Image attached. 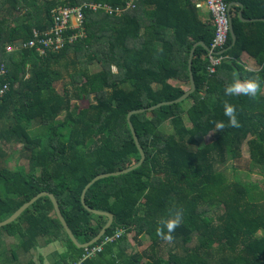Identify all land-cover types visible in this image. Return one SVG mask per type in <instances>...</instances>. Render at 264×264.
<instances>
[{"label": "trees", "instance_id": "obj_1", "mask_svg": "<svg viewBox=\"0 0 264 264\" xmlns=\"http://www.w3.org/2000/svg\"><path fill=\"white\" fill-rule=\"evenodd\" d=\"M130 1L0 0V67L7 69L0 75V222L40 192H49L81 243L95 239L109 221L88 208L115 215L106 236L89 249L123 235L86 264H264V189L232 180L221 169L237 163L247 143L250 160L264 174V0H226L233 3L236 36L231 46L229 35L227 58L209 74V49L196 47L194 93L183 102L131 116L146 156L143 164L96 181L86 193L88 208L83 205V190L95 177L141 160L128 114L188 92L191 51L197 43L210 48L215 35L212 15L204 21L197 0H141L127 9ZM86 2L125 11H88L85 36L59 52L41 56L36 47L7 52L9 45L34 39L35 30L49 29L58 6ZM243 52L254 61L251 69L241 61ZM62 67L71 70V82L60 91L56 83L63 79ZM249 78L261 81L256 98L225 95L234 79ZM5 85L9 89L1 94ZM225 102L236 105L240 127L217 129L218 122L227 125ZM14 144L29 154L27 167H9ZM174 208L183 209L184 219L166 242L156 228ZM0 230L18 239L5 264L18 261V250H36L41 241L66 246L55 264L77 262L87 253L68 237L46 196ZM133 233L137 241L150 239L149 252H134ZM196 238L198 244L186 248Z\"/></svg>", "mask_w": 264, "mask_h": 264}, {"label": "built area", "instance_id": "obj_2", "mask_svg": "<svg viewBox=\"0 0 264 264\" xmlns=\"http://www.w3.org/2000/svg\"><path fill=\"white\" fill-rule=\"evenodd\" d=\"M141 0H131L127 9H134ZM196 7L206 9L211 13L215 25V35L209 48L208 72L214 74L219 65L227 58L220 50L225 49L230 35V14L231 10L226 0H197ZM88 11H104L109 15H121L125 11L121 7L114 8L109 4L86 2L80 6H58L53 10V25L44 31L35 30V38L30 41H18L7 47V52L12 53L19 50L36 47L41 56L49 52H59L67 44H72L78 38L85 36L84 23L86 22V13ZM232 15V14H231ZM7 69L5 65L0 67V75L5 76ZM9 89L5 85L1 94ZM123 232L114 237H108L104 243L93 249H87V253L77 262L71 264H86V261L98 253L102 252L104 246L121 238Z\"/></svg>", "mask_w": 264, "mask_h": 264}, {"label": "rangeland", "instance_id": "obj_3", "mask_svg": "<svg viewBox=\"0 0 264 264\" xmlns=\"http://www.w3.org/2000/svg\"><path fill=\"white\" fill-rule=\"evenodd\" d=\"M72 55V54H69ZM92 71H97L98 67H90ZM61 72L63 74V79L56 83V87L58 90H62L64 86L69 85L71 82L70 73L71 70H67L65 68H61ZM176 84V82H174ZM185 89L188 90V87L185 86ZM264 94V89H263ZM74 103L78 104L80 107H84L88 104V101H74ZM62 118V117H61ZM164 130L167 132H171L172 128L169 125L164 127ZM215 137V133H212L210 137H208V142H212ZM9 152H10V148ZM11 155L8 160V165L11 169H16L20 166L27 167L29 164V154L23 150V146L21 144L11 145ZM236 168V169H235ZM222 171L226 173V175L236 181H242L246 183L256 182L264 189V174L263 168L255 164L249 157V150L247 143L243 145L242 156L238 160L237 163L230 161L225 166L221 167ZM134 233L130 236L134 252L139 253H147L150 251L151 241L147 237H143L138 241L134 238ZM18 242V239L13 235L8 236L0 230V264H5V258L11 259V245L12 247L15 243ZM198 244V238H196L193 243L186 246L188 249H193ZM175 246L173 245V248ZM17 249V246L14 247V250ZM67 248L61 242H54L49 245H43V241L39 243V246L36 250H32L30 253H24L22 250H18L19 259L15 263L10 264H26L29 260L35 261L37 264H55L59 259V253L66 252ZM177 252L183 254L182 247L177 248ZM3 255V256H1ZM42 260V261H41Z\"/></svg>", "mask_w": 264, "mask_h": 264}, {"label": "water", "instance_id": "obj_4", "mask_svg": "<svg viewBox=\"0 0 264 264\" xmlns=\"http://www.w3.org/2000/svg\"><path fill=\"white\" fill-rule=\"evenodd\" d=\"M233 4V3H232ZM232 4L229 5L230 9L231 10V6ZM237 4L241 5V3H238ZM242 7V5H241ZM239 15L242 17V10L239 12ZM245 20H251V19H245ZM230 35L232 36V45L233 46L236 42V36H235V32H234V27H233V21H232V15L230 14ZM198 45H201L203 47H205L207 50L209 48H207V46H205L203 43H197L195 44V46L193 47L192 51H191V54H190V59H189V70H190V84H191V88L188 92H186L183 96H181L179 99L173 101V102H162V103H159L155 106H152V107H149V108H146V109H140V110H135V111H131L128 116H127V121L129 123V126H130V129L132 131V134H133V137H134V140H135V143L140 151V154H141V160L139 163L135 164L134 166L130 167V168H127L125 170H121V171H117V172H113V173H105V174H100L98 175L97 177H95L86 187L85 189L83 190V193H82V196H81V200H82V203L85 207L86 204H85V197H86V193L88 191V189L98 180L100 179H104V178H108V177H111V176H119V175H123V174H127L133 170H135L136 168L140 167L146 156H145V153L140 145V142H139V139L137 137V134L135 132V129L131 123V116L134 115V114H139V113H143V112H146V111H153L155 109H158L162 106H165V105H171L173 103H180V102H183L185 101L192 93H194L195 89H196V86H195V82H194V77H193V73H192V62H193V56H194V53H195V50H196V47ZM227 49H223V50H220L219 52L223 53L225 52ZM49 197L53 206H54V210L56 212V215H57V218L59 219V221L61 222L66 234L68 235V237L76 244L77 247L79 248H82V249H89L91 248L92 246L98 244L107 234L108 230L113 226L114 222H115V215L112 214V213H109V212H103V211H98V210H93V209H90L88 208V210L96 215H99V216H106L109 218V221L107 223V225L103 228V230L100 232V234L95 238L93 239L91 242H88V243H81L77 237L74 236L73 232L71 231V229L69 228L63 214H62V211L59 207V204L55 198V196L49 192H40L39 194H37L34 198H32L30 201L26 202L25 204H23L17 211H15L9 218H7L6 220L0 222V229L9 225V224H12L13 222H15L28 208H30L38 199L42 198V197Z\"/></svg>", "mask_w": 264, "mask_h": 264}, {"label": "clouds", "instance_id": "obj_5", "mask_svg": "<svg viewBox=\"0 0 264 264\" xmlns=\"http://www.w3.org/2000/svg\"><path fill=\"white\" fill-rule=\"evenodd\" d=\"M258 94H261V81L258 78L234 79L232 83L225 86V95L228 96L245 95L254 99ZM224 115L228 118L227 125L224 122H218V130H223L226 126H241L236 105L225 102ZM183 219L182 208L170 209L168 217L158 221L156 235L166 242L171 241L173 239L172 233L181 226Z\"/></svg>", "mask_w": 264, "mask_h": 264}, {"label": "crops", "instance_id": "obj_6", "mask_svg": "<svg viewBox=\"0 0 264 264\" xmlns=\"http://www.w3.org/2000/svg\"><path fill=\"white\" fill-rule=\"evenodd\" d=\"M202 14H203L202 19L204 21H209L210 20V17H211L210 12H208L206 9H203L202 10ZM241 61H243L245 63V65H246V67L250 68V69L252 67H254V65H255L253 59L245 52H243L241 54Z\"/></svg>", "mask_w": 264, "mask_h": 264}]
</instances>
